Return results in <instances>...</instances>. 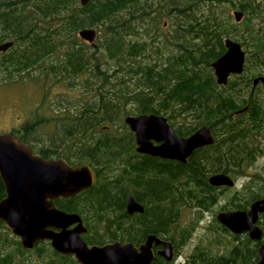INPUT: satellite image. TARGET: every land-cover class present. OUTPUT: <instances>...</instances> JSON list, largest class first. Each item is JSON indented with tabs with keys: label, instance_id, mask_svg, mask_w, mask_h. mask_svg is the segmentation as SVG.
I'll return each mask as SVG.
<instances>
[{
	"label": "trees",
	"instance_id": "1",
	"mask_svg": "<svg viewBox=\"0 0 264 264\" xmlns=\"http://www.w3.org/2000/svg\"><path fill=\"white\" fill-rule=\"evenodd\" d=\"M225 1L165 0L158 7H152L148 0H89L85 4L79 0L0 1V40L13 42L2 55V80L12 79L13 67L25 70L30 56H46L47 64L41 68L44 78L48 75L71 86L79 80L84 90L92 91L79 98L77 108L70 104L57 116L61 132L58 146L34 142L30 132L38 120L26 121L18 131H11L43 157L63 156L73 165L87 163L94 168L91 186L54 199L58 207L82 216L89 244L115 239L137 244L141 240L138 215L125 211L128 194L138 199L141 196L137 179L141 161H161L155 166L160 176L155 183L145 185L148 205L154 204L155 209L146 232L169 236L172 224V239L178 237L180 244L218 199L220 186L209 182L210 174L225 172L234 179L247 176L243 184L247 194L234 207L244 208L264 196V175L248 173L263 152L257 136L264 135V106L254 100L247 109L232 114L254 96L247 89L251 78H244L242 71L231 73L233 77L226 83H218L211 66L226 49L225 38L236 39L232 37L236 23L225 13ZM262 1L238 3L246 20L244 31L258 56L264 52V31L255 28L250 19L253 15L263 18ZM165 15L172 18V26L162 32ZM148 18L157 32L150 31L153 26ZM88 26L99 34L96 45L90 44L92 50L78 35L80 28ZM12 60L14 64L9 62ZM262 73L264 70L258 72ZM143 112L165 115L181 135L208 125L214 141L195 148L183 162L140 154L124 117ZM5 195L0 175V199ZM187 208L195 214L190 228L181 223ZM214 224L222 226L217 218ZM6 228L0 219V264H82L44 241L31 251L24 249ZM230 234L235 242L224 251H215L220 240L210 237L207 245L197 246L185 264H254L259 241ZM155 263L170 261L157 255Z\"/></svg>",
	"mask_w": 264,
	"mask_h": 264
},
{
	"label": "water",
	"instance_id": "2",
	"mask_svg": "<svg viewBox=\"0 0 264 264\" xmlns=\"http://www.w3.org/2000/svg\"><path fill=\"white\" fill-rule=\"evenodd\" d=\"M81 4L89 0H79ZM235 20L243 17L239 8L233 10ZM81 39L96 45L98 31L93 26L78 30ZM11 40L0 43V50L7 49ZM226 49L211 62L216 81L226 83L231 73L244 69L246 51L241 43L225 38ZM264 82V74L253 77L252 84ZM236 110L232 114L240 111ZM134 132L136 150L185 161L197 147L210 144L214 135L208 125H200L187 135L178 134L160 113L143 112L124 117ZM153 140L159 141L154 143ZM0 175L6 195L0 199V219L10 232L18 236L24 248H31L37 240L49 239L51 246L62 253H72L82 264H150L153 257L152 243L161 244L159 252L167 259L172 257L170 240L154 233L136 245L133 241L115 239L101 244H89L83 237L86 225L75 211L58 207L54 199L71 196L94 183L90 164L73 165L63 156L43 157L32 146L10 131L0 132ZM208 180L214 185L232 186L234 178L225 172H214ZM143 206L132 194L126 198L129 213L142 210ZM264 214V196L253 199L247 208L220 210L216 218L232 232L247 231L249 237L261 239L263 230L258 224L259 214ZM254 264H264V242L258 246Z\"/></svg>",
	"mask_w": 264,
	"mask_h": 264
},
{
	"label": "rangeland",
	"instance_id": "3",
	"mask_svg": "<svg viewBox=\"0 0 264 264\" xmlns=\"http://www.w3.org/2000/svg\"><path fill=\"white\" fill-rule=\"evenodd\" d=\"M148 1L152 2V7H158L164 3L165 0ZM239 1L241 0H226L223 8L225 9V13L230 15L231 22L236 23V31L232 34V37L239 40L246 51L243 77L251 78L247 86L248 92L252 91L255 98L264 106V82H258L254 85L252 90V78L257 75L258 72L264 70V52L261 56H258L252 51L251 41L244 31L246 20L242 18L237 21L234 18L233 10L238 8ZM257 1L263 2L262 0H255V2ZM153 13L154 11H151V15ZM163 18V24H160V31L165 32L172 26V18L167 15ZM147 20L149 25L153 26L150 31L157 32L158 29L154 28L152 19L148 18ZM250 21L253 22L255 28L264 31V15L263 18L259 15H253ZM96 40H98V37ZM87 43V47H90L89 49L92 50L90 43ZM149 51H151V49ZM43 75L44 73L42 71L36 70L33 72L32 76L24 75L11 82L2 80L3 75L0 72V132L12 131L15 129L18 131L26 121L38 120L33 131L30 132L34 142L44 143L51 147L53 145L58 146L61 132L58 129L57 122L59 120L57 116L64 107L70 104H72V107L73 104H75L77 108L79 106V98L82 95H89L92 91L88 93V91L84 90L79 80L76 84L71 86L64 81H56L48 75L44 78ZM232 77L233 75L231 74L230 78ZM257 137L261 140L260 144L263 146V152L254 159L249 167V175L254 172L264 175V135L261 133ZM246 179L247 176L235 178V185L220 188L218 199L209 209L205 210L201 217L194 223V229L187 241L182 244L177 243L176 257L172 261V264H185L190 254L198 248L197 246L203 247L207 245L210 237L212 239L214 236H218L220 240V243L214 246L215 251H224L235 242L230 232L214 229L218 227V225L214 224V219L218 211L233 208L235 203L243 201L244 196L247 194V189L244 188L243 185ZM246 206H248V204ZM194 209L195 207H193V210ZM191 210L192 208H187L182 212L181 223L186 222V228H190L195 219V214H193V210L192 212ZM260 224L263 225L262 222ZM176 239L178 240L179 238L176 237ZM16 259L18 260L17 256Z\"/></svg>",
	"mask_w": 264,
	"mask_h": 264
},
{
	"label": "flooded vegetation",
	"instance_id": "4",
	"mask_svg": "<svg viewBox=\"0 0 264 264\" xmlns=\"http://www.w3.org/2000/svg\"><path fill=\"white\" fill-rule=\"evenodd\" d=\"M8 40H11V39H6V38H4V39H2V40H0V43L1 42H3V41H8ZM83 40V39H82ZM12 41V40H11ZM84 41H86V40H84ZM239 41V40H238ZM88 42V41H87ZM240 42V41H239ZM241 43V42H240ZM12 44H13V42H12ZM11 44V45H12ZM10 45V46H11ZM242 45V44H241ZM10 46L7 48V49H5V50H0V64H1V61L3 60V58H2V55L4 54V53H6L7 52V50L10 48ZM12 58H14L15 59V57H12ZM10 63H12V64H14L15 62L12 60V61H9ZM47 63V57L45 56V57H39V58H32L31 56L28 58V66H27V68L25 69V70H16L15 69V67H13V69H12V72H13V74H12V79L10 80L11 82L12 81H15L16 79H17V76H18V74H22V76H24V75H28V76H32V74H33V72L34 71H36V70H40V71H42V69L41 68H43V66H45V64ZM43 72V71H42ZM253 79V78H252ZM9 81V80H8ZM253 85V84H252ZM256 85V84H255ZM253 88H254V85L252 86V90H253ZM258 101L257 100V98H255V96H253V97H251V98H249V100H248V102H247V104L246 105H244L243 107H241L242 108V110H240V111H237L236 113H238V112H241V111H243V110H245V109H247V107H248V105L249 104H251V101ZM241 108H239V109H241ZM167 120H168V118H167ZM168 122L170 123V124H172L169 120H168ZM127 124V123H126ZM128 125V124H127ZM129 127V126H128ZM175 128V127H174ZM131 130V129H130ZM132 131V130H131ZM176 131V130H175ZM10 132H11V130H10ZM133 132V131H132ZM133 135H134V132H133ZM134 139H135V135H134ZM153 142L154 143H158L159 141H155V140H153ZM201 146H203V145H201ZM135 151L136 152H138V153H140V154H147V155H150V156H154V157H156V158H158V159H160V160H164V161H167V160H169V161H171L172 160V158H169V157H163V156H160V155H154V154H151V153H147V152H139V151H137L136 150V142H135ZM192 153V152H191ZM190 153V154H191ZM189 156V155H188ZM187 156V157H188ZM55 157V156H54ZM58 157V156H57ZM66 159V158H65ZM174 160H177V159H174ZM178 161H180V160H178ZM186 161V160H185ZM139 162V161H138ZM183 162V161H182ZM161 163V161H153V162H150V161H141V162H139V171H138V173H137V179H138V182L140 183V194H141V196H140V198L138 199V198H135L136 199V201H138L142 206H143V209L142 210H139V211H134V212H132V213H129V212H127V210H126V202H125V211L128 213V214H134V213H136L137 215H138V224H137V231L139 232V235L141 236V240L136 244V245H138V244H140L141 242H143L144 240H145V238H146V236H147V234H149V233H154V234H156L157 236H159L160 238H164V239H168V240H170V242H171V244H172V257L170 258V259H167L164 255H162L160 252H159V250L162 248V245L161 244H156V243H152V251H153V257H152V259H151V262H150V264H153V261H154V258H155V256H157V255H159V256H161V258H163L164 260H166V261H170V264H172V261L175 259V257H176V251H177V242L179 241V239L178 240H176V241H174L173 239H172V224H171V227L170 228H168V231H169V236L168 235H166V234H160V235H158L157 233H155V232H153V231H149V232H146V228H148V225H147V222H149V221H151L152 220V216H153V212L155 211V209H154V204H149L148 205V202H147V200H148V196H149V194H148V190L146 189V182H149V183H155L156 182V180H157V178L160 176L159 174H157L156 173V165H158V164H160ZM92 169H93V173H94V182H95V171H94V168L92 167ZM235 180V179H234ZM235 182H236V180H235ZM235 182H234V184L233 185H235ZM232 185V186H233ZM216 186H220V188H224L223 186H227V185H216ZM87 188V187H86ZM85 189V188H84ZM83 190V189H82ZM81 191V190H80ZM79 191V192H80ZM128 196V195H127ZM127 196H126V198H127ZM64 197H66V196H64ZM149 200H150V197H149ZM250 204V203H249ZM249 204H248V206H249ZM248 206H246V207H244V208H247ZM233 208H241V207H233ZM227 209H232V208H227ZM222 210H226V209H222ZM217 214V213H216ZM218 220V219H217ZM83 221H84V219H83ZM219 221V220H218ZM258 224H259V226L262 228V230H263V234H262V238L261 239H259L258 241H259V244L260 243H262V242H264V214L263 213H260L259 214V218H258ZM262 222V224L263 225H261L260 223ZM84 223H85V221H84ZM222 224V223H221ZM86 225V224H85ZM185 228H186V226H185ZM217 228H227L231 233H234V234H236V235H238V236H240V237H244L245 235H247L248 237H249V235H248V232L247 231H240V232H232L228 227H226L225 225H223L222 224V226H218ZM7 230H9L10 231V229L9 228H6ZM88 231V228L86 227V230L83 232V237H84V234H86V232ZM11 233V232H10ZM12 234V233H11ZM13 235V234H12ZM15 236V235H14ZM17 238H18V236H16ZM19 239V238H18ZM249 239L251 240V242H254V241H257V239H253V238H251V237H249ZM86 240V239H85ZM39 241H44V242H47L49 245H50V247L51 248H53L52 246H51V244H50V240L49 239H40V240H37L35 243H34V245L31 247V248H24L22 245V247L24 248V249H27V250H29V251H31V250H33L34 249V247H35V245L39 242ZM87 241V240H86ZM19 242H20V240H19ZM21 244V243H20ZM259 244H258V246H259ZM258 246H257V251H258ZM54 249V248H53ZM57 251V250H56ZM59 252V251H58ZM62 253V252H61ZM64 254H72V253H64ZM73 255V254H72ZM192 255H194V252H192L191 254H190V256L188 257V259L187 260H189V259H191V256ZM74 256V255H73ZM75 257V256H74ZM258 258V257H257ZM256 258V259H257ZM256 259H255V261H256ZM254 261V262H255ZM155 264H158V263H155Z\"/></svg>",
	"mask_w": 264,
	"mask_h": 264
}]
</instances>
